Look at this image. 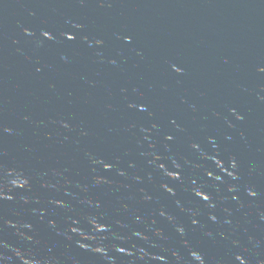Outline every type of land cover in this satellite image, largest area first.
Masks as SVG:
<instances>
[{
	"label": "water",
	"instance_id": "obj_1",
	"mask_svg": "<svg viewBox=\"0 0 264 264\" xmlns=\"http://www.w3.org/2000/svg\"><path fill=\"white\" fill-rule=\"evenodd\" d=\"M0 264H264V0H0Z\"/></svg>",
	"mask_w": 264,
	"mask_h": 264
},
{
	"label": "clouds",
	"instance_id": "obj_2",
	"mask_svg": "<svg viewBox=\"0 0 264 264\" xmlns=\"http://www.w3.org/2000/svg\"><path fill=\"white\" fill-rule=\"evenodd\" d=\"M179 259V257H177Z\"/></svg>",
	"mask_w": 264,
	"mask_h": 264
}]
</instances>
